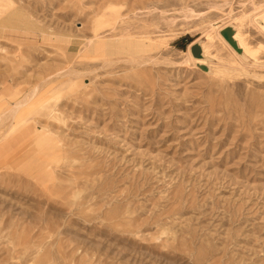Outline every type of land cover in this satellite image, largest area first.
<instances>
[{
	"label": "rangeland",
	"instance_id": "1",
	"mask_svg": "<svg viewBox=\"0 0 264 264\" xmlns=\"http://www.w3.org/2000/svg\"><path fill=\"white\" fill-rule=\"evenodd\" d=\"M16 103L0 264H264V0H0Z\"/></svg>",
	"mask_w": 264,
	"mask_h": 264
},
{
	"label": "bare ground",
	"instance_id": "2",
	"mask_svg": "<svg viewBox=\"0 0 264 264\" xmlns=\"http://www.w3.org/2000/svg\"><path fill=\"white\" fill-rule=\"evenodd\" d=\"M206 39V38H205ZM234 39H235V41L236 42H238L237 41V38H236V36H234ZM239 43V42H238ZM197 46V45H196ZM201 54V53H200ZM36 92H38V88H37V90H35ZM33 92V91H32ZM32 94V93H31ZM30 94V95H31ZM23 100V99H22ZM22 100H20V101H22ZM18 101V100H17ZM24 101V100H23ZM22 101V102H23ZM12 103V102H11ZM15 105V104H14ZM21 105V104H20ZM20 105H19V103H16V105L15 106H13L12 108H10L9 110H8V113L6 112L5 114V117L2 115V113L0 114V125L1 124H4L3 123V121H4V118L5 119H10L11 120V124H10V122H9V129H10V131L9 130H7V132L9 131V133L12 131H15V129H17L20 125H22L23 123H25V122H27V121H29V119H25V118H23V117H20V118H17L16 120H14V118H15V114L17 113V111H18V109H19V107H20ZM5 109V108H4ZM5 111V110H4ZM3 111V112H4ZM8 121V120H7ZM16 121V122H15ZM5 122H6V120H5ZM15 122V123H14ZM1 127V126H0ZM8 133V134H9ZM3 138V137H2ZM1 138V139H2ZM13 140H17V136H14L13 137ZM15 145H16V143H14V147H15ZM3 148V147H2ZM3 150H4V148H3ZM7 150H5V152H6ZM2 153H4V151L2 152V150L0 151V154H2Z\"/></svg>",
	"mask_w": 264,
	"mask_h": 264
}]
</instances>
